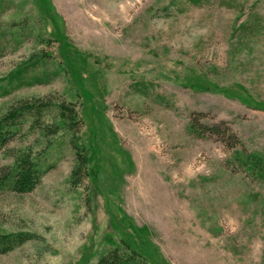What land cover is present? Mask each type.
<instances>
[{"label":"rangeland","instance_id":"obj_1","mask_svg":"<svg viewBox=\"0 0 264 264\" xmlns=\"http://www.w3.org/2000/svg\"><path fill=\"white\" fill-rule=\"evenodd\" d=\"M43 4L0 0V117L26 99L57 123L0 150V166L30 147L47 168L29 191L0 187V264L132 249L142 264H264V181L191 126L224 123L264 157V0H47L51 20Z\"/></svg>","mask_w":264,"mask_h":264},{"label":"trees","instance_id":"obj_2","mask_svg":"<svg viewBox=\"0 0 264 264\" xmlns=\"http://www.w3.org/2000/svg\"><path fill=\"white\" fill-rule=\"evenodd\" d=\"M40 1L42 4L44 3L43 5H45L42 8V11L45 13L46 17L51 20L53 14L51 9H49L47 6V0ZM56 41L59 42L58 46L62 52L61 56H65L66 53H69L64 48H61L60 38ZM38 104L39 103L35 104L32 103V101H27L26 99H19L9 106L8 110L0 117V150H2L12 139H14L17 133L24 134V132H22V128L25 123L28 124L29 128L34 130H36V127H38V123H42V125L40 124L39 126L43 136L50 134L57 129V123H53L52 120L46 119V122H44V114L37 106ZM67 108L69 110L70 107L65 106V104L59 105L58 113H65ZM25 112H28L29 115L32 114L30 115L31 118H27L26 114L28 113H26L24 116ZM72 119L73 118H71V120ZM73 122L75 121L72 120L71 123ZM223 124L224 123H215L209 126L199 123L198 119L191 120V126L200 134L204 133L205 131H210L220 137L225 143H230V141H232V144L229 146L233 148V153L235 154L236 158L239 159V164L245 169L247 168V170H251V172L256 175L258 179L264 181V157H262L258 152H250L249 150L242 147L241 143L238 142L239 140L237 141L238 138H236V135L233 134L229 128ZM237 144L241 146L239 147V151H237L238 148H234V146H237ZM74 145L76 148H78L76 143ZM36 154L32 148L25 147L16 153L12 164L0 166V187L5 184V181L8 178H11L12 190L17 192L31 190L39 182L41 175L47 169L40 166L38 161L39 156ZM77 156L78 161L74 167V172L79 174L80 172L87 171V166L84 165V163L87 161V156L86 153H83L80 150L77 151ZM6 243L7 244L5 245L3 244L4 248L12 244L11 242ZM136 254L149 262L143 253L132 249L127 253H120L119 256L117 255L115 258L110 256L103 258L97 264H142L132 260ZM149 257L153 259L151 255ZM158 258L159 259L156 260V262L160 260L159 256ZM148 262H146V264H151Z\"/></svg>","mask_w":264,"mask_h":264}]
</instances>
